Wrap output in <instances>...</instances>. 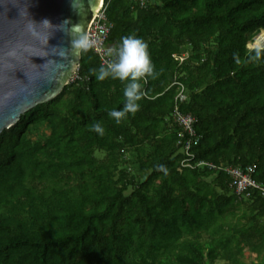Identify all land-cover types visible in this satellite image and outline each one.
Here are the masks:
<instances>
[{"label": "trees", "instance_id": "16d2710c", "mask_svg": "<svg viewBox=\"0 0 264 264\" xmlns=\"http://www.w3.org/2000/svg\"><path fill=\"white\" fill-rule=\"evenodd\" d=\"M104 1L108 44L141 37L158 75L116 124L123 84L89 74L101 65L90 48L80 79L0 135V264H264V196L239 197L224 171L183 168L173 120L181 83L194 163L253 166L264 186V0Z\"/></svg>", "mask_w": 264, "mask_h": 264}, {"label": "water", "instance_id": "95a60500", "mask_svg": "<svg viewBox=\"0 0 264 264\" xmlns=\"http://www.w3.org/2000/svg\"><path fill=\"white\" fill-rule=\"evenodd\" d=\"M102 2L0 0V135L70 83L82 58L71 41Z\"/></svg>", "mask_w": 264, "mask_h": 264}, {"label": "clouds", "instance_id": "9594fccd", "mask_svg": "<svg viewBox=\"0 0 264 264\" xmlns=\"http://www.w3.org/2000/svg\"><path fill=\"white\" fill-rule=\"evenodd\" d=\"M43 23H48V21ZM91 47L92 44L86 30H82L71 41V48L76 55L88 52ZM261 55V51L257 49L251 58L257 59ZM233 59L239 62L236 53L233 54ZM88 71L97 81L112 79L123 84L122 108L119 110L113 108L108 112V116L116 124H120L127 115L139 110L140 101L146 96L142 83L147 82L148 79H155L158 75L148 52V44L132 33L121 36L111 60L96 68H90ZM89 130L100 136L104 134V128L98 121L89 125Z\"/></svg>", "mask_w": 264, "mask_h": 264}, {"label": "built area", "instance_id": "2783aa9c", "mask_svg": "<svg viewBox=\"0 0 264 264\" xmlns=\"http://www.w3.org/2000/svg\"><path fill=\"white\" fill-rule=\"evenodd\" d=\"M139 1L142 6H145L147 3V0ZM111 27V24L107 20L106 6L105 1L103 0L100 10L93 18L88 29V36L92 44L91 49L99 57L101 64H106L114 57L115 54L116 48L108 44ZM77 72L78 70L73 75L71 81L80 79ZM177 84L179 85V92L175 99L173 120L182 129L179 137L181 140L180 145L182 146V153L185 155V158H183L181 166L183 168L189 169L208 167L210 170L216 172L224 171L232 178L233 181L231 183V188L239 197L250 196L252 190H258L264 196V186L260 185L253 177V174L255 172V167L253 166H249L243 169L232 166H217L206 161H198L197 163H194L195 156L192 153V149L196 147L200 142V138L195 129L197 120L196 117L192 114L182 111V105L187 100V92L183 84Z\"/></svg>", "mask_w": 264, "mask_h": 264}, {"label": "rangeland", "instance_id": "374dc122", "mask_svg": "<svg viewBox=\"0 0 264 264\" xmlns=\"http://www.w3.org/2000/svg\"><path fill=\"white\" fill-rule=\"evenodd\" d=\"M257 37H258V36H257ZM257 37H256V38H257ZM260 37L264 38V32H262V33L260 34ZM256 38L253 40V42H251V43L248 45V48H249V49H254V48L251 47V46H252V44H255V42H256ZM259 48H264V44H262ZM47 132H48V131H47L46 129H41L40 131H38V133H36V134L34 135L33 139H37V138H38V140H40V139L43 137V134H44V133L47 134ZM102 154H103V153H98L99 156H101ZM242 257H243L242 260H243L244 262L249 263L250 261H252V260L255 259L256 255H254V254H250L249 252H246L245 255L242 256Z\"/></svg>", "mask_w": 264, "mask_h": 264}]
</instances>
